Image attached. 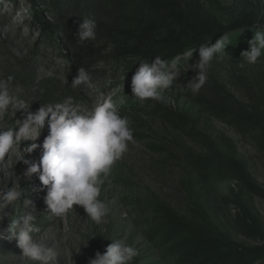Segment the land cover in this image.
Listing matches in <instances>:
<instances>
[{
  "label": "rangeland",
  "instance_id": "obj_1",
  "mask_svg": "<svg viewBox=\"0 0 264 264\" xmlns=\"http://www.w3.org/2000/svg\"><path fill=\"white\" fill-rule=\"evenodd\" d=\"M215 1L226 8L232 7L221 19H233L241 10L250 8L257 16L253 23L222 29L201 44L211 46L225 36L229 45L223 59H214L208 66L206 83L198 93H193L192 86L196 82L194 66L200 59L201 46L182 53L163 54L162 59L177 64L179 77L171 88L163 91V101L140 102L131 91L132 77L140 63H150L154 58L145 59L124 49H121L123 55L109 58L113 47L104 36H96L90 40L92 46L78 50L82 69L92 77V87L71 85L80 68L72 67L77 46L74 49L69 36L79 31L84 19L97 17L99 0H0V80L12 77L10 90L28 106L16 110L14 116L10 109L0 120L2 130L15 127L16 121L22 123L41 105L61 103L68 97L81 109H90L111 98L134 130L136 143L129 144V151L113 166L101 187L100 199L109 211L105 222L99 225L88 219L79 205H74V210L64 217L52 216L45 203L47 189L38 176L34 174L31 181H25L23 176L28 166L23 160L16 161V157L23 154L25 147L36 143L38 147L32 153H25L24 159L39 161L43 140L48 135L47 125L36 141L22 142V152L17 151L0 162V191L6 192L13 185L29 191L30 203L25 211L33 210L40 228L34 235L59 253L51 264H90L96 253L103 254L113 240H123L138 249L139 254L131 264H183L178 262V254L169 250L171 243L165 242L157 231L161 220L154 211L153 201L164 202L187 219L194 216L193 209L200 205L232 240L246 246L257 243L232 226V219L241 207L225 202L223 197L240 196L259 214L263 228L264 199L241 190L236 180H217L194 168L191 158L205 157L208 151L165 120L156 108L159 102L163 108L181 113V125L186 122L188 127L206 133L221 153L243 160L250 176L264 187V150L257 137L207 112L206 108V103L214 98L248 111H264V56L250 64L243 55L254 33L264 30V0ZM121 98L123 104L119 103ZM22 213L19 204L15 210L9 205L0 213V264H36L23 256L10 230L12 220Z\"/></svg>",
  "mask_w": 264,
  "mask_h": 264
},
{
  "label": "clouds",
  "instance_id": "obj_2",
  "mask_svg": "<svg viewBox=\"0 0 264 264\" xmlns=\"http://www.w3.org/2000/svg\"><path fill=\"white\" fill-rule=\"evenodd\" d=\"M96 21L84 19L77 36L80 41L95 40ZM222 36L211 46L199 48L200 59L194 66L197 75L192 86L198 93L206 83L207 68L216 59H223L229 45ZM249 49L243 52L250 64L264 56V30L254 33ZM180 69L175 62H169L156 56L154 60L140 63L132 77L131 91L140 102L146 100L163 101V91L179 77ZM52 75V73H48ZM12 77L0 80V120L12 110L27 109L26 102L10 90ZM67 82V81H66ZM92 87V77L88 71L80 68L72 86ZM120 104L124 101L121 98ZM48 135L42 143V155L38 162L24 159L25 153H32L38 147L31 143L23 152L20 146L24 141H36L45 126ZM0 128V162L13 156L17 151L23 154L16 157L27 165L25 181H31L37 175L42 186L47 189L45 203L54 217H64L74 210V205L82 206L96 224H102L108 215V206L100 199L101 187L109 177L113 166L129 151V144H135L134 130L127 116L120 114V106L111 98L96 103L90 109H81L74 104L72 97L61 103L41 105L35 113H29L21 123L6 130ZM29 188V187H28ZM30 189V188H29ZM28 192L24 187L15 185L6 192L0 191V213L9 205L15 210L17 204L23 207V213L12 220L11 233L17 239L23 256L36 264H51L58 251L47 243L38 240L35 233L40 232L36 215L25 211L29 205ZM2 219V217H0ZM139 254L138 249L123 240H113L103 254L97 252L90 264H131Z\"/></svg>",
  "mask_w": 264,
  "mask_h": 264
},
{
  "label": "trees",
  "instance_id": "obj_3",
  "mask_svg": "<svg viewBox=\"0 0 264 264\" xmlns=\"http://www.w3.org/2000/svg\"><path fill=\"white\" fill-rule=\"evenodd\" d=\"M231 8L215 0H99L97 17L93 20L97 24L96 36H104L113 47L109 58L123 55L121 49H124L145 59H155L166 53H182L201 46L220 30L253 23L254 16H257L250 8L241 10L233 19H221ZM78 32L74 31L73 36H69L74 49L77 46L72 67L82 68L78 50L94 43L90 40L80 41ZM206 106L207 112L226 119L240 130L252 132L264 150V111H248L229 102H218L214 98ZM156 108L165 120L208 151L205 157L194 155L191 158L190 164L194 168L207 172L217 180H236L241 190L264 199V187L250 176L243 160L221 153L206 133L188 127L186 122L181 125V113L163 108L159 102ZM223 200L241 207V211L232 219V226L244 236L257 240L255 245L246 246L232 240L210 220L200 205L193 209L194 216L187 219L164 202H152L161 220L157 231L165 242L171 243L169 250L178 254L179 263L255 264L262 261L264 264V228L259 214L249 208L240 196H224Z\"/></svg>",
  "mask_w": 264,
  "mask_h": 264
}]
</instances>
